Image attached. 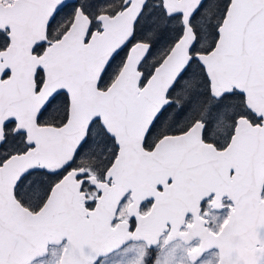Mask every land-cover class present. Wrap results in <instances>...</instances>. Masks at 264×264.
I'll return each mask as SVG.
<instances>
[{
  "label": "snow or ice",
  "instance_id": "obj_1",
  "mask_svg": "<svg viewBox=\"0 0 264 264\" xmlns=\"http://www.w3.org/2000/svg\"><path fill=\"white\" fill-rule=\"evenodd\" d=\"M0 264H264V0H0Z\"/></svg>",
  "mask_w": 264,
  "mask_h": 264
}]
</instances>
